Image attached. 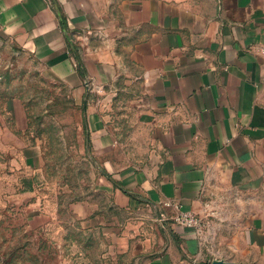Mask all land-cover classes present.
Listing matches in <instances>:
<instances>
[{
	"label": "crops",
	"instance_id": "obj_1",
	"mask_svg": "<svg viewBox=\"0 0 264 264\" xmlns=\"http://www.w3.org/2000/svg\"><path fill=\"white\" fill-rule=\"evenodd\" d=\"M0 36L84 108L133 264H264V0H0Z\"/></svg>",
	"mask_w": 264,
	"mask_h": 264
},
{
	"label": "rangeland",
	"instance_id": "obj_2",
	"mask_svg": "<svg viewBox=\"0 0 264 264\" xmlns=\"http://www.w3.org/2000/svg\"><path fill=\"white\" fill-rule=\"evenodd\" d=\"M70 96L0 36V264H133L125 248L136 233L122 238L102 223L108 198L97 192L84 108ZM253 197L249 208L264 213V190ZM149 221L141 234L155 240Z\"/></svg>",
	"mask_w": 264,
	"mask_h": 264
},
{
	"label": "built area",
	"instance_id": "obj_3",
	"mask_svg": "<svg viewBox=\"0 0 264 264\" xmlns=\"http://www.w3.org/2000/svg\"><path fill=\"white\" fill-rule=\"evenodd\" d=\"M170 206L171 205L168 204V207ZM175 221L177 224L187 228L194 229L200 234L203 232L205 228L204 219L197 217L192 213H180L177 215Z\"/></svg>",
	"mask_w": 264,
	"mask_h": 264
},
{
	"label": "water",
	"instance_id": "obj_4",
	"mask_svg": "<svg viewBox=\"0 0 264 264\" xmlns=\"http://www.w3.org/2000/svg\"><path fill=\"white\" fill-rule=\"evenodd\" d=\"M212 264H236V263H230V262H226V261H214Z\"/></svg>",
	"mask_w": 264,
	"mask_h": 264
}]
</instances>
